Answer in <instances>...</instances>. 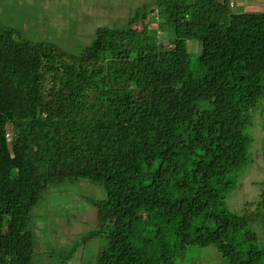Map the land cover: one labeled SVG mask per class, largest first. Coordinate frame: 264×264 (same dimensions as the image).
<instances>
[{
  "label": "trees",
  "instance_id": "obj_1",
  "mask_svg": "<svg viewBox=\"0 0 264 264\" xmlns=\"http://www.w3.org/2000/svg\"><path fill=\"white\" fill-rule=\"evenodd\" d=\"M131 13L96 21L86 38L64 6L34 33L0 21V264H36L33 209L81 181L104 197L88 200L95 227L61 264L94 240L88 264H179L195 247L222 264H264V165L257 199L229 204L256 162L264 11L147 0Z\"/></svg>",
  "mask_w": 264,
  "mask_h": 264
},
{
  "label": "rangeland",
  "instance_id": "obj_2",
  "mask_svg": "<svg viewBox=\"0 0 264 264\" xmlns=\"http://www.w3.org/2000/svg\"><path fill=\"white\" fill-rule=\"evenodd\" d=\"M49 1L42 0L44 6L41 9H31L29 8L31 4L30 0H0V21L9 27L13 26L18 30H26L34 33L35 27L44 30L43 24H46L44 20L45 14L55 21H60L61 16L59 13L61 7L63 8L64 6V8H68L71 11L72 18L78 21L76 23L78 25L76 32L79 35L77 36L86 38L91 24L96 21L102 22L104 17L106 22L118 18L119 25L125 24L130 18V15L132 16V9L140 6L147 0H92V7L85 0H54L50 3ZM74 2L77 3V7H73ZM261 3H263L262 0H236L233 5V12L238 13L244 10L260 11L263 8H258L257 5L264 6ZM246 4L249 6L246 7ZM111 5L112 7H110ZM83 13H88L92 16L91 21H81V14ZM60 22L57 24H60ZM154 26L152 24L149 28ZM72 29L75 32L74 27ZM52 31L53 29L50 30V32ZM163 37L162 33L158 34L159 44L166 43L162 39ZM262 107L264 108V105ZM262 114L264 115V111ZM261 118L263 122L264 117H262L259 108L253 114L255 123L253 133L256 137V142L252 146V152L256 156V162L240 179L236 192L230 198V207L235 211H240L245 202H253L256 200L260 192V188L256 184L263 180L264 162L259 155L261 139L263 138V131L260 127ZM70 187L73 190L69 192H66L69 188L63 192L51 190L48 193L49 195L46 193L39 205L33 209L35 215H33L29 225L33 227L34 232L36 264H61L59 262L61 253H64V255L67 254L75 243L77 244L88 231H91L95 227L96 212L88 200L102 199L104 197L103 192L85 181H81L78 185ZM60 189L62 190L64 187ZM83 246H79L75 250L72 259L68 262L69 264H88L98 252L99 241H91L85 248ZM209 248L211 247H208V249L205 248L206 254L209 253L210 259H216L218 256V262L212 261L204 256L203 253H200L201 251L199 250L204 249L195 247L194 249L199 253V257L203 258L193 255L190 262H185L184 260L179 264H222L218 253L215 251L216 256ZM68 263L66 262L65 264Z\"/></svg>",
  "mask_w": 264,
  "mask_h": 264
},
{
  "label": "crops",
  "instance_id": "obj_3",
  "mask_svg": "<svg viewBox=\"0 0 264 264\" xmlns=\"http://www.w3.org/2000/svg\"><path fill=\"white\" fill-rule=\"evenodd\" d=\"M236 1V0H235ZM243 1H245V0H243ZM246 1H248V0H246ZM263 1V3H261L262 5L264 4V0H262ZM246 3H248V2H246ZM247 6H249V5H247L246 4V7ZM252 7V6H251ZM257 7L258 8H263L262 10H260V11H264V6H260V5H257ZM247 9V8H246ZM244 10V9H243ZM260 11H257V10H244V11H239L238 13H240V12H260Z\"/></svg>",
  "mask_w": 264,
  "mask_h": 264
},
{
  "label": "clouds",
  "instance_id": "obj_4",
  "mask_svg": "<svg viewBox=\"0 0 264 264\" xmlns=\"http://www.w3.org/2000/svg\"><path fill=\"white\" fill-rule=\"evenodd\" d=\"M228 3H229V6H230L231 8H234L233 5H234V3H235V0H233L232 5L230 4V0H228Z\"/></svg>",
  "mask_w": 264,
  "mask_h": 264
},
{
  "label": "built area",
  "instance_id": "obj_5",
  "mask_svg": "<svg viewBox=\"0 0 264 264\" xmlns=\"http://www.w3.org/2000/svg\"><path fill=\"white\" fill-rule=\"evenodd\" d=\"M233 0H230V4L232 5Z\"/></svg>",
  "mask_w": 264,
  "mask_h": 264
}]
</instances>
